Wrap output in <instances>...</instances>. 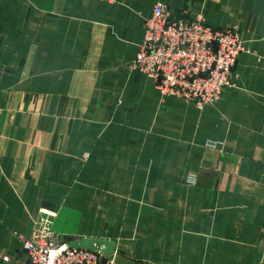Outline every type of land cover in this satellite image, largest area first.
Segmentation results:
<instances>
[{"label":"crops","instance_id":"0c3cea01","mask_svg":"<svg viewBox=\"0 0 264 264\" xmlns=\"http://www.w3.org/2000/svg\"><path fill=\"white\" fill-rule=\"evenodd\" d=\"M158 2L238 30L217 102L132 68ZM41 209L113 264H264V0H0V264Z\"/></svg>","mask_w":264,"mask_h":264},{"label":"built area","instance_id":"2783aa9c","mask_svg":"<svg viewBox=\"0 0 264 264\" xmlns=\"http://www.w3.org/2000/svg\"><path fill=\"white\" fill-rule=\"evenodd\" d=\"M249 52L238 30L214 29L200 15L175 12L156 3L145 20L144 33L132 63L154 82L161 97L173 96L193 103L198 109L217 102L224 88L231 86L237 57ZM205 147L217 149L207 141ZM187 182L194 184L195 178ZM56 213L39 211V218L28 237L17 235L19 249L27 264H113V257L95 251L71 248L52 231ZM3 261H7L4 258Z\"/></svg>","mask_w":264,"mask_h":264},{"label":"water","instance_id":"95a60500","mask_svg":"<svg viewBox=\"0 0 264 264\" xmlns=\"http://www.w3.org/2000/svg\"><path fill=\"white\" fill-rule=\"evenodd\" d=\"M68 247L87 249L91 251H95L99 249L100 247H102L101 251L104 255L109 256L113 254V242L106 241V240L84 238L78 241L68 243Z\"/></svg>","mask_w":264,"mask_h":264}]
</instances>
